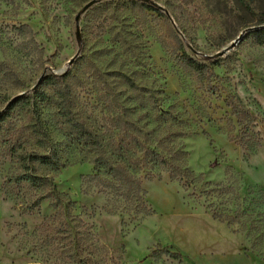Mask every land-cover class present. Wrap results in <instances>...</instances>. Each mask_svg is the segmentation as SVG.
Wrapping results in <instances>:
<instances>
[{
	"label": "rangeland",
	"instance_id": "374dc122",
	"mask_svg": "<svg viewBox=\"0 0 264 264\" xmlns=\"http://www.w3.org/2000/svg\"><path fill=\"white\" fill-rule=\"evenodd\" d=\"M91 1L0 0V264H264V0ZM63 90L114 135L117 119L157 126L160 105L179 116L197 186L140 173L129 210L89 180ZM231 99L255 120L248 143Z\"/></svg>",
	"mask_w": 264,
	"mask_h": 264
},
{
	"label": "trees",
	"instance_id": "16d2710c",
	"mask_svg": "<svg viewBox=\"0 0 264 264\" xmlns=\"http://www.w3.org/2000/svg\"><path fill=\"white\" fill-rule=\"evenodd\" d=\"M236 2L241 10L250 9L244 0H236ZM255 37L258 44H264V28L256 30ZM183 60L197 71H201L204 67L187 54L183 55ZM53 79L62 81V78L58 77ZM59 93L61 105L59 112L76 131L78 142L83 145L89 162L94 166V173L88 177L89 180L96 181L103 190L122 197L129 210L138 213L144 205L145 192L138 176L140 173L152 178L160 172H165L170 179L184 182L186 187L197 186L198 179L188 169L185 153L178 146L179 139L187 134L182 129L183 122L179 116L171 111H164L160 105L157 110V126H149L147 121L149 113L143 115V118L137 122L117 119L112 122V126L119 131V134L114 135L105 126L87 125L75 111L74 101L68 91L63 90ZM39 94L44 96L42 91ZM227 106L230 107L232 115L240 126L237 142L240 144L250 142L256 135L254 118L236 99L228 100ZM121 132L124 133V137L120 136ZM39 159L45 165L54 168L59 166L52 155H45ZM28 179L32 182H45L32 175ZM58 201L61 202L59 198ZM214 216L221 221L227 220L229 224L233 221V218H223L216 213ZM170 254L179 258L178 254Z\"/></svg>",
	"mask_w": 264,
	"mask_h": 264
},
{
	"label": "water",
	"instance_id": "95a60500",
	"mask_svg": "<svg viewBox=\"0 0 264 264\" xmlns=\"http://www.w3.org/2000/svg\"><path fill=\"white\" fill-rule=\"evenodd\" d=\"M142 1H147V0H142ZM96 3V0H93L91 2H89L85 7H84V11L87 10L89 7H91L93 4ZM254 30V28H251V29H248V31H252ZM244 35V32L230 45L229 48H233L235 47V45L240 42L242 40V37ZM228 48V49H229ZM228 49H225V51H227ZM224 52L220 53V55H222ZM71 64H72V61H71Z\"/></svg>",
	"mask_w": 264,
	"mask_h": 264
}]
</instances>
